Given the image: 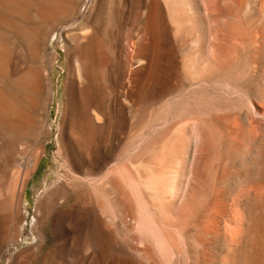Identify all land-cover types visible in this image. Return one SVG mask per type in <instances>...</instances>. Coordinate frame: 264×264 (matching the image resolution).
<instances>
[{"label":"rangeland","instance_id":"1","mask_svg":"<svg viewBox=\"0 0 264 264\" xmlns=\"http://www.w3.org/2000/svg\"><path fill=\"white\" fill-rule=\"evenodd\" d=\"M0 264H264V0H0Z\"/></svg>","mask_w":264,"mask_h":264},{"label":"bare ground","instance_id":"2","mask_svg":"<svg viewBox=\"0 0 264 264\" xmlns=\"http://www.w3.org/2000/svg\"><path fill=\"white\" fill-rule=\"evenodd\" d=\"M151 11V14H152V12L154 11V9H150L148 12H150ZM153 15V14H152ZM148 17L150 16L151 17V15L148 13V15H147ZM149 17V18H150ZM148 20H150V19H148L147 18V21ZM146 21V22H147ZM152 21V23H153V20H151ZM151 21H149V22H147L146 24H150V25H148V26H150L151 27V25H152V23H150ZM158 23H159V21H158ZM147 26V25H146ZM153 26V25H152ZM160 25H158V27H159ZM145 29H146V27H145ZM148 29H152V27L151 28H148L147 27V31H148ZM159 29V28H158ZM159 32V31H158ZM157 33V32H156ZM92 34V33H91ZM160 34V33H159ZM154 35H155V32H154ZM90 36V35H89ZM153 37V36H152ZM151 37V42H153L154 43V39L155 38H152ZM160 37V36H159ZM156 39H158V37H156ZM156 41H158V40H156ZM152 43V44H153ZM157 43V42H156ZM36 44V43H35ZM149 45L150 44H148V47H149ZM40 46V45H39ZM154 47V46H153ZM153 49V48H152ZM150 50H151V48H150ZM79 51V50H78ZM77 54V53H76ZM85 56H83V54L82 53H78L77 55H76V62L78 63V75H79V77H81V78H85L86 79V77H87V72H86V70L84 69V64H85ZM149 64V63H148ZM87 111V110H86ZM11 113V112H10ZM96 116V115H95ZM33 161V160H32ZM75 175V174H74ZM79 176V175H78ZM88 177V176H87ZM76 181V180H75ZM80 186V185H79ZM83 188V187H82ZM85 193V192H84ZM88 193V192H87ZM81 195V194H80Z\"/></svg>","mask_w":264,"mask_h":264}]
</instances>
